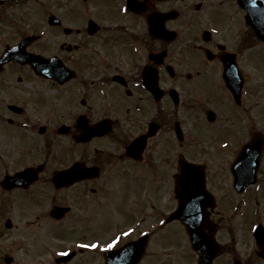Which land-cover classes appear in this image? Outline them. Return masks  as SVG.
Returning a JSON list of instances; mask_svg holds the SVG:
<instances>
[{
  "label": "flooded vegetation",
  "instance_id": "af4514ba",
  "mask_svg": "<svg viewBox=\"0 0 264 264\" xmlns=\"http://www.w3.org/2000/svg\"><path fill=\"white\" fill-rule=\"evenodd\" d=\"M177 192L219 244L201 259L183 227L185 264H264V42L239 0H0V264L135 240L158 264Z\"/></svg>",
  "mask_w": 264,
  "mask_h": 264
},
{
  "label": "water",
  "instance_id": "95a60500",
  "mask_svg": "<svg viewBox=\"0 0 264 264\" xmlns=\"http://www.w3.org/2000/svg\"><path fill=\"white\" fill-rule=\"evenodd\" d=\"M259 0H254V2H257ZM245 6L250 13V6L248 4H242ZM261 8H259L260 10ZM248 18L257 21V25H255V28L257 30L258 36L264 40V9H261L259 11V14H248ZM36 68H38V65H35ZM182 208H180L173 216L175 218L181 219L182 222L185 223L187 229L189 230V233L191 234L192 237V243L193 247L196 251H198L201 256L203 257V253H207L212 249L211 246V241L213 240L212 237L207 236L206 239L201 238V230L204 226L203 224V216L199 215L198 218L193 216V215H188V213L182 212ZM193 219L200 220L201 222H196ZM212 236V235H211ZM207 245V247H206ZM215 245V251H213L210 256L213 258L217 252L219 251V247L214 243ZM141 250L143 252V247L141 246L138 248L136 243H130L123 247L120 250L117 251H110L107 255L110 258L109 264H135L138 262V260L141 257ZM126 252V253H125ZM125 253V254H124ZM122 262V263H121ZM108 264V263H107Z\"/></svg>",
  "mask_w": 264,
  "mask_h": 264
},
{
  "label": "rangeland",
  "instance_id": "374dc122",
  "mask_svg": "<svg viewBox=\"0 0 264 264\" xmlns=\"http://www.w3.org/2000/svg\"><path fill=\"white\" fill-rule=\"evenodd\" d=\"M159 228V258H155V260L159 262L158 264H165L160 257H164L167 252L172 251L174 258L178 259V264H185L186 251L190 250V248L188 241L185 238V230L183 226L174 223L168 226H160ZM142 264H151L150 257H148Z\"/></svg>",
  "mask_w": 264,
  "mask_h": 264
},
{
  "label": "snow or ice",
  "instance_id": "6c2138e0",
  "mask_svg": "<svg viewBox=\"0 0 264 264\" xmlns=\"http://www.w3.org/2000/svg\"><path fill=\"white\" fill-rule=\"evenodd\" d=\"M145 73H146V75H149V76L154 75L153 70L151 68L146 69ZM163 115H166V114H162V117H163ZM111 246L112 245H109V247H111ZM92 247H97V246L96 245H92ZM61 255H67V253H61Z\"/></svg>",
  "mask_w": 264,
  "mask_h": 264
}]
</instances>
